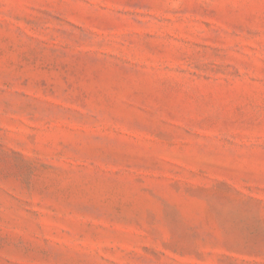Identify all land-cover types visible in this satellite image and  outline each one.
I'll list each match as a JSON object with an SVG mask.
<instances>
[{
    "label": "rangeland",
    "instance_id": "obj_1",
    "mask_svg": "<svg viewBox=\"0 0 264 264\" xmlns=\"http://www.w3.org/2000/svg\"><path fill=\"white\" fill-rule=\"evenodd\" d=\"M0 264H264V0H0Z\"/></svg>",
    "mask_w": 264,
    "mask_h": 264
}]
</instances>
